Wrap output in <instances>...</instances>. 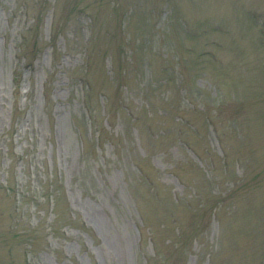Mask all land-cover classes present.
I'll use <instances>...</instances> for the list:
<instances>
[{"label": "rangeland", "instance_id": "rangeland-1", "mask_svg": "<svg viewBox=\"0 0 264 264\" xmlns=\"http://www.w3.org/2000/svg\"><path fill=\"white\" fill-rule=\"evenodd\" d=\"M0 264H264V0H0Z\"/></svg>", "mask_w": 264, "mask_h": 264}]
</instances>
